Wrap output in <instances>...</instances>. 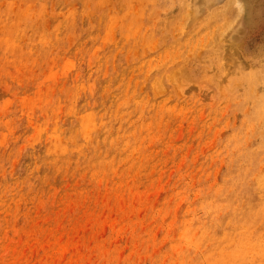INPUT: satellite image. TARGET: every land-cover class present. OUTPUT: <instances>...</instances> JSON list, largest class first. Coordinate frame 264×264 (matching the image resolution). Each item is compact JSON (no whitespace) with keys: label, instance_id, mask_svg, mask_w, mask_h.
Returning a JSON list of instances; mask_svg holds the SVG:
<instances>
[{"label":"rangeland","instance_id":"1","mask_svg":"<svg viewBox=\"0 0 264 264\" xmlns=\"http://www.w3.org/2000/svg\"><path fill=\"white\" fill-rule=\"evenodd\" d=\"M263 91L264 0H0V264H264Z\"/></svg>","mask_w":264,"mask_h":264},{"label":"bare ground","instance_id":"2","mask_svg":"<svg viewBox=\"0 0 264 264\" xmlns=\"http://www.w3.org/2000/svg\"><path fill=\"white\" fill-rule=\"evenodd\" d=\"M228 1H230V0H228ZM246 2V1H245ZM237 3H239V2H237ZM218 6V5H217ZM218 8V7H217ZM214 9V8H213ZM211 19V18H210ZM213 20V19H212ZM216 20V19H215ZM166 21V20H165ZM205 23H206V21H205ZM221 23V22H220ZM223 23H224V21H223ZM226 23V22H225ZM212 25V24H211ZM209 26V25H208ZM201 27V26H200ZM198 28V27H197ZM198 31V30H197ZM196 32V31H195ZM205 33V32H204ZM199 35H200V33H199ZM198 38V37H197ZM252 79V78H251ZM255 80V79H254ZM253 81V80H252ZM254 84V83H253ZM255 85V84H254ZM251 87V86H250ZM264 92V91H263ZM264 114V113H263Z\"/></svg>","mask_w":264,"mask_h":264}]
</instances>
